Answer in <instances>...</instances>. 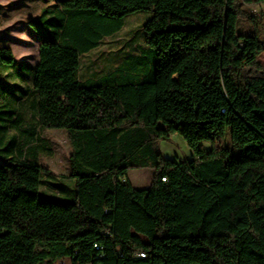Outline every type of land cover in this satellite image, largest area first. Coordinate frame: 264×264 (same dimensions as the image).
Listing matches in <instances>:
<instances>
[{
    "label": "trees",
    "instance_id": "trees-1",
    "mask_svg": "<svg viewBox=\"0 0 264 264\" xmlns=\"http://www.w3.org/2000/svg\"><path fill=\"white\" fill-rule=\"evenodd\" d=\"M46 1L28 24L38 63L0 47V264H264V41L249 11L264 0ZM141 11L142 40L85 72ZM46 129L67 136L61 178L39 162ZM174 135L190 160L162 158ZM139 168L153 169L142 190ZM41 188L73 201L40 202Z\"/></svg>",
    "mask_w": 264,
    "mask_h": 264
},
{
    "label": "rangeland",
    "instance_id": "rangeland-1",
    "mask_svg": "<svg viewBox=\"0 0 264 264\" xmlns=\"http://www.w3.org/2000/svg\"><path fill=\"white\" fill-rule=\"evenodd\" d=\"M47 2L44 3L43 0H0V47H4V44L8 45L19 63L35 65L38 62L39 42L36 33L31 30L28 24L31 18L39 15L40 10L45 7ZM249 11L256 15V20L261 25L260 31L263 33L261 40L264 41V4L252 6ZM153 16V12L149 11H141L128 16L125 19V26L122 31L115 37L107 39L85 61H96L97 64H99L98 62L102 63L101 60H107L111 56L112 58L114 57V54L117 53L114 51L123 46L124 40L128 42L129 40L135 41V39L142 40V26L146 21L152 19ZM250 25L247 22H242V27L245 31H248V29L252 30ZM258 60L264 68V53L259 56ZM150 63H153V61L151 60ZM0 66L4 68L5 65L0 64ZM99 66L102 65L99 64ZM41 135L49 141L52 155L50 157H41L40 164L57 178L66 176L70 146L65 132L46 129L41 132ZM209 147L206 144L204 149H209ZM157 148L163 159L176 160L178 162L191 159L190 149L183 138L178 135L172 136L167 141H159ZM129 177L136 188H147L151 177H153V171L147 168L131 169ZM64 182L67 189L72 191L73 180L65 179ZM39 201L72 202L73 199L68 192L59 194L53 192L51 188H48V190L41 188ZM64 264H69V262L64 261Z\"/></svg>",
    "mask_w": 264,
    "mask_h": 264
},
{
    "label": "crops",
    "instance_id": "crops-1",
    "mask_svg": "<svg viewBox=\"0 0 264 264\" xmlns=\"http://www.w3.org/2000/svg\"><path fill=\"white\" fill-rule=\"evenodd\" d=\"M50 4H55V0H50ZM141 44V43H140ZM101 47V46H100ZM96 51V50H95ZM93 53V52H92ZM91 53V54H92ZM90 54V55H91ZM89 55V56H90ZM88 56V57H89ZM88 57L86 58V59H88ZM82 64H83V70L85 71V72H88V73H90V72H100V71H102V70H105L106 68H107V63H106V61H102L101 60V62L102 63H100V62H98L99 64H101L102 66H99V64H97V62L96 61H85V58H83L82 59ZM109 61V60H108ZM38 63V62H37ZM36 63V64H37ZM23 64H27V63H23ZM35 64V65H36ZM92 71H91V70ZM139 169H144V168H139ZM147 169H149L150 171H153V169H151V168H147ZM130 172V171H129ZM128 180L130 181V183L132 184V186L135 188V189H138V190H142V189H145V188H136L134 185H133V183L131 182V180H130V177H129V173H128ZM151 181H152V177H151V180H150V182H149V185L151 184Z\"/></svg>",
    "mask_w": 264,
    "mask_h": 264
},
{
    "label": "built area",
    "instance_id": "built-area-1",
    "mask_svg": "<svg viewBox=\"0 0 264 264\" xmlns=\"http://www.w3.org/2000/svg\"><path fill=\"white\" fill-rule=\"evenodd\" d=\"M162 181H164V182H165L166 180H165V179H162ZM65 262H67V261H65ZM63 264H64V263H63Z\"/></svg>",
    "mask_w": 264,
    "mask_h": 264
}]
</instances>
